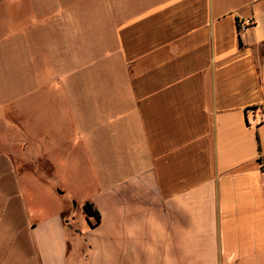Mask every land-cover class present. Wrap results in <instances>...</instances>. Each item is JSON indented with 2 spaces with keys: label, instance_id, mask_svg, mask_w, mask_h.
Returning a JSON list of instances; mask_svg holds the SVG:
<instances>
[{
  "label": "crops",
  "instance_id": "0c3cea01",
  "mask_svg": "<svg viewBox=\"0 0 264 264\" xmlns=\"http://www.w3.org/2000/svg\"><path fill=\"white\" fill-rule=\"evenodd\" d=\"M31 1L0 34V264H264V0Z\"/></svg>",
  "mask_w": 264,
  "mask_h": 264
},
{
  "label": "rangeland",
  "instance_id": "374dc122",
  "mask_svg": "<svg viewBox=\"0 0 264 264\" xmlns=\"http://www.w3.org/2000/svg\"><path fill=\"white\" fill-rule=\"evenodd\" d=\"M17 2L15 3V0L13 1L12 0H0V31H1L0 34H2L3 36L2 35L1 36L4 38L3 48L10 45L9 43L12 38L10 36H15L16 34H18V31L22 29V26H20V24L14 19V13L16 14V11H15V7H12V6H17V5L25 6L26 4L32 1L30 0L27 2L26 0H19V2L18 3ZM103 2L105 3L106 0H100V3H103ZM102 13L103 12H100V18L102 16ZM17 15L19 16L23 15L22 16L23 22H31V17L26 12H19ZM38 106L39 108H36V106H34L32 110L34 111L35 115H37L36 117H38L39 120H34V117L28 118L27 114L25 116V113L22 114L21 122H22V125L24 126L25 131L31 132L35 136L36 140L40 141L41 144H43L44 142V140L41 139V136L44 133L48 134L47 136L49 137L48 138L49 142L50 141H54L56 143L60 142V137L59 135H57L59 134L58 129L60 127V124L56 123L54 120L42 121L40 117L38 116L41 110V105H38ZM9 119L11 120V118ZM15 119L17 120V118ZM3 136H4L5 142L2 141ZM12 137H14L13 130L10 128H7L5 124L0 123V150L10 152V153H14V152L16 153V151L19 150L17 147L12 146L13 144L9 143L10 141L9 139ZM47 145L48 144H46V146ZM60 150H65V148H62V149L60 148ZM18 165H19L18 169L20 173L21 172L25 173V176L26 174L30 175L31 171L27 172L28 165L26 166L27 170L25 172L22 170V166L20 164ZM25 176L23 175L21 178L22 179L21 186L22 188H24V192L27 193L28 191H31L38 198L34 202L35 204L44 203V196H45L44 193L50 189L49 186L47 187L46 184L28 183V177H25ZM73 190L76 192V197L78 198L79 194L77 195V193L79 192V190H76V189H73ZM74 201H76L77 203V199H74ZM79 207L80 206H77V209L75 210L77 214H79Z\"/></svg>",
  "mask_w": 264,
  "mask_h": 264
},
{
  "label": "built area",
  "instance_id": "2783aa9c",
  "mask_svg": "<svg viewBox=\"0 0 264 264\" xmlns=\"http://www.w3.org/2000/svg\"><path fill=\"white\" fill-rule=\"evenodd\" d=\"M253 25L252 19H241L236 21V29L238 34L244 32ZM260 166L264 167V158H260Z\"/></svg>",
  "mask_w": 264,
  "mask_h": 264
},
{
  "label": "trees",
  "instance_id": "16d2710c",
  "mask_svg": "<svg viewBox=\"0 0 264 264\" xmlns=\"http://www.w3.org/2000/svg\"><path fill=\"white\" fill-rule=\"evenodd\" d=\"M84 208V212L88 215V216H93L95 218V224L99 222V217L97 216V214L91 209L89 204H84L83 206Z\"/></svg>",
  "mask_w": 264,
  "mask_h": 264
}]
</instances>
